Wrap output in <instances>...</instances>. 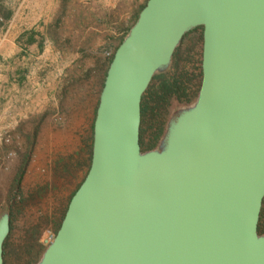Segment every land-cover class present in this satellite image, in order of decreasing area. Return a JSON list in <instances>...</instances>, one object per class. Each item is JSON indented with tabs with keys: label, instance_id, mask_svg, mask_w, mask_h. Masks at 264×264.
<instances>
[{
	"label": "water",
	"instance_id": "water-1",
	"mask_svg": "<svg viewBox=\"0 0 264 264\" xmlns=\"http://www.w3.org/2000/svg\"><path fill=\"white\" fill-rule=\"evenodd\" d=\"M99 94L87 173L36 264H264V0H147ZM202 28L195 102L142 152L141 100ZM10 217L0 215V264Z\"/></svg>",
	"mask_w": 264,
	"mask_h": 264
},
{
	"label": "rangeland",
	"instance_id": "rangeland-1",
	"mask_svg": "<svg viewBox=\"0 0 264 264\" xmlns=\"http://www.w3.org/2000/svg\"><path fill=\"white\" fill-rule=\"evenodd\" d=\"M119 1L121 15H104L102 40L99 34L92 33L86 41L88 48L92 40L103 41L97 48L98 55L84 54L66 71V77H51L48 88H54V92L49 91L46 98L41 92L38 100L45 108L24 118L15 131L0 134V215L7 212L10 217L3 264L39 262L59 228L71 196L87 173L92 126L108 65L147 0L134 15H122L128 0ZM113 19L120 24L119 36L114 51L109 52L107 30L112 28ZM201 53L202 28L198 27L182 38L167 69L155 74L142 100V152L158 149L172 115L195 102L201 82ZM173 78L179 80L181 88H187L189 101L181 93L165 100L159 98L161 84ZM258 228L264 235V199Z\"/></svg>",
	"mask_w": 264,
	"mask_h": 264
},
{
	"label": "crops",
	"instance_id": "crops-1",
	"mask_svg": "<svg viewBox=\"0 0 264 264\" xmlns=\"http://www.w3.org/2000/svg\"><path fill=\"white\" fill-rule=\"evenodd\" d=\"M142 3L128 0L122 15H134ZM104 15H121L120 1L0 0V134L15 131L24 118L45 108L38 100L41 92L44 98L54 92L48 88L51 77H66L84 54L98 55ZM119 26L113 19L107 30L109 52L116 47ZM92 33L101 40H92L88 48Z\"/></svg>",
	"mask_w": 264,
	"mask_h": 264
},
{
	"label": "trees",
	"instance_id": "trees-1",
	"mask_svg": "<svg viewBox=\"0 0 264 264\" xmlns=\"http://www.w3.org/2000/svg\"><path fill=\"white\" fill-rule=\"evenodd\" d=\"M155 76L156 75L153 76L152 80L155 78ZM148 89H149V86H148L147 90L145 91V93L143 94L142 100H143L145 94L148 92ZM158 91L161 92V95H159V98H161V99L163 98V100H165L166 97L171 96L175 93H181L182 96L186 97V101H189L188 94H187V88H185V87L181 88L179 80L176 78H173L171 81L163 82L161 84V86L159 87ZM142 100H141V114L143 112ZM91 147H92V144H91ZM90 158H91V153H90ZM258 232H259V228H258Z\"/></svg>",
	"mask_w": 264,
	"mask_h": 264
}]
</instances>
